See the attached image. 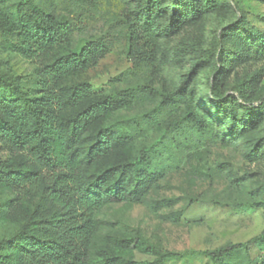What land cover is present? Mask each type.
Instances as JSON below:
<instances>
[{"label":"rangeland","instance_id":"rangeland-1","mask_svg":"<svg viewBox=\"0 0 264 264\" xmlns=\"http://www.w3.org/2000/svg\"><path fill=\"white\" fill-rule=\"evenodd\" d=\"M17 1L0 0V74L32 92L38 86V65L86 42L104 43L107 52L94 66L70 72L57 83L63 100L74 83L87 81L93 87L89 97L63 108L60 118L67 119L100 95L122 98L82 134L81 156L102 124L135 117L140 126L101 158L83 161V181L141 153L154 154L162 168L140 200L105 202L98 208L88 264H156L165 251L179 255L164 258L163 264H213L205 250L248 240L264 230V114L253 117L235 100L231 113L216 98L234 94L264 102V59L256 56L248 39L264 36V0H220L210 7L198 0V15L177 28L169 26L171 0H161L152 28L142 33L148 57L135 62L126 51V18L138 16L146 0H35L68 23L65 40L37 57L25 50ZM181 87L192 98L203 127L171 125L186 110L178 94L176 105L157 106L163 94ZM6 95L0 90V98ZM0 164L44 172L31 149L1 140ZM56 211L42 185L24 192L1 180L0 242L14 239L27 221L37 230V220ZM9 250L16 254L14 247ZM251 251L264 256V243L252 244Z\"/></svg>","mask_w":264,"mask_h":264},{"label":"trees","instance_id":"trees-1","mask_svg":"<svg viewBox=\"0 0 264 264\" xmlns=\"http://www.w3.org/2000/svg\"><path fill=\"white\" fill-rule=\"evenodd\" d=\"M204 1L210 7L220 0ZM160 5L161 0H146L138 16L126 18L129 29L126 51L134 62L148 57V51L141 46L142 33L152 28ZM15 6L19 33L25 50L31 55L37 57L46 47L65 40L66 20L55 17L35 0H18ZM171 6L170 27L177 28L198 15V0H171ZM248 39L256 56L264 59V36L250 35ZM106 52L104 43L86 42L78 49H70L38 65L35 68L38 86L32 92L19 85L17 79L0 74V90L7 92L0 98V140L31 149L44 166V172L38 174L0 164V181L24 192H32L42 185L45 195L57 207L51 218L37 220V230L27 221L14 239L1 241L0 264H88L98 208L105 202L140 200L160 174L162 168L155 155L141 153L133 160L103 168L89 182L83 181L80 175L83 161L101 158L115 142H125L140 129L135 117L106 122L94 132L81 156L78 143L82 134L97 118L117 108L122 98L119 94L100 95L67 119L60 118L63 108L75 106L89 97L93 87L87 81L74 83L63 100L57 83L70 72L94 66ZM215 84L217 82L213 89ZM177 94L184 98L186 110L171 125L188 123L203 127L200 113L182 87L163 94L157 106L164 102L176 105ZM216 98L220 108H229L231 113L235 100L253 117L264 114L262 100L252 102L234 94ZM263 243L264 230L248 240L229 241L204 253L213 264H264V256L251 251L252 244L261 246ZM10 246L16 254L10 252ZM177 255L172 251L160 253L156 264Z\"/></svg>","mask_w":264,"mask_h":264}]
</instances>
